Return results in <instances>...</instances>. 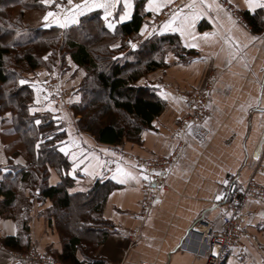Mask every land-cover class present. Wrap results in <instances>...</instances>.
<instances>
[{
	"label": "crops",
	"instance_id": "0c3cea01",
	"mask_svg": "<svg viewBox=\"0 0 264 264\" xmlns=\"http://www.w3.org/2000/svg\"><path fill=\"white\" fill-rule=\"evenodd\" d=\"M137 1H144L147 14L141 29L145 24L148 25V32L156 29L152 35H148V32L140 35L141 42L154 35H178L184 48L197 53L187 62H181L179 57L171 52L166 56V67L148 74L138 82L140 86L155 90L166 102L164 112L153 121L152 129L143 132L141 142H125L119 145L100 143L93 135L79 130L76 124L78 117H75L73 112L59 111L53 102L51 107L55 112L45 110L35 114H52L57 126L56 133L65 134L62 141L65 144H71L73 139L76 141V145L69 147V153H76L77 161L83 162L75 168V176L71 175L73 161L70 155L66 156L60 152L70 163V168L64 173L75 181L76 191L86 185L89 189L96 182L112 181L118 185L106 200L103 217L109 222V233L104 243L95 251L94 257L105 261V264H206V256L197 247L199 243L194 242L193 246L190 242L186 243L191 227L203 218L219 229L220 213L226 209L225 198L230 187L235 184L244 186L251 179L264 182V149L259 147L264 142V114L260 111V108H264V41L249 42V36L245 35L246 32L257 36L264 35V27L261 26L260 32H255L244 16L248 13L247 10L241 7L239 12L248 28H233L229 33L231 25L223 13L220 14L219 20H213L209 19V16H215L212 12L196 21L192 30V35L195 36L193 41L190 36L182 37L178 31H161L172 13L190 3V0H173L171 4L161 7L155 13L149 10L148 0H134L133 15ZM56 2L65 8L72 7L67 0ZM80 2L81 0H73V4ZM157 2L164 4V0ZM236 2L242 4V0ZM121 8L122 3L109 17L115 24L114 29L107 27L103 9L94 8L84 12L78 20L80 22L84 16L99 13L106 28L114 32L119 25L132 19L117 22ZM49 10L60 11L55 6L48 7ZM189 11L190 9L184 8L185 13ZM43 25L44 21L42 27L46 28ZM75 25L78 24H70L67 28ZM52 27L60 28L53 24L46 29ZM205 32H218V35L205 39ZM229 35L247 45L230 64V45L225 43V37ZM186 39L197 47H185ZM66 64L65 72L59 78L70 91L68 100L74 105L80 101L76 85L81 81L84 69L71 55L66 58ZM67 77L69 84L66 83ZM55 78L57 75L45 68L23 77L30 82L39 81L38 87L42 89L41 104L35 105L36 91L31 83L25 84L34 94L31 106L47 108V87L55 82L50 79ZM180 88L210 93L208 116L199 123L191 124V129L187 124L189 111L186 103L177 95ZM161 93L166 94L167 99ZM65 115V119H54ZM5 119H0V129H3L0 131V161H3L0 162V177L3 179L13 167L26 165L22 156H11L7 151L6 139L14 133L9 132V119ZM69 131L72 133L71 138ZM60 141L56 144L58 151L62 146ZM105 149L108 151L105 152ZM157 156L172 159L175 163L165 176L164 183L157 188L146 212L142 198L147 186L154 185L151 173H145L150 176V181L141 178L139 183L132 179L119 183L112 179V176L117 165L125 172L140 176L148 160ZM257 156L260 158L256 159ZM17 160L23 163L17 164ZM4 168L10 171L5 173ZM85 168L89 171L95 170L98 174L94 178L90 177L84 171ZM50 169L49 184L57 186L62 176L57 169ZM3 179H0V183ZM222 180H227L228 184L221 183ZM220 193L224 194V198L216 200V195ZM51 208L52 202L49 199L33 202L27 250L36 249L39 253L49 256L62 251V242L50 214ZM243 214V226L249 229L259 244L247 239L248 259L241 263L225 261L223 264H264V203L249 200L245 204ZM5 222H8L7 228ZM11 225L18 226L16 235L10 234ZM6 232L9 234L5 235ZM19 233L17 222L0 214V239L3 241L6 237H14ZM131 233H138L137 238L133 239ZM12 251L5 246L0 249V264H13Z\"/></svg>",
	"mask_w": 264,
	"mask_h": 264
},
{
	"label": "trees",
	"instance_id": "16d2710c",
	"mask_svg": "<svg viewBox=\"0 0 264 264\" xmlns=\"http://www.w3.org/2000/svg\"><path fill=\"white\" fill-rule=\"evenodd\" d=\"M45 10L39 0H0V107L13 111L12 133L26 145L28 155L27 167H13L0 183V214L15 220L20 228V233L6 237L3 245L13 251L27 250L33 199H49L50 214L62 242V251L52 256L63 264H81L80 256L87 257L90 264H105L94 254L109 233L103 210L109 194L118 185L112 181L96 182L85 191H69L76 183L64 173L70 163L56 145L65 134L56 133L57 126L50 117L39 126L31 123L36 118L27 112V107L33 102V91L18 81L26 71L43 65L52 67L56 63L55 49L62 44L60 51L69 52L87 71L81 86L82 100L74 106L75 115L81 117L80 130L103 144L140 143L143 132L152 129L153 121L164 112L166 102L155 90L138 82L166 67L165 59L171 52L181 62L197 53L184 48L178 35H154L141 42L139 33L147 16L144 1H137L132 19L114 32L106 28L99 13L84 16L78 25L65 30L46 29L39 23L40 17L31 18L32 13L43 14ZM244 16L255 32L261 31L262 27L249 13ZM129 38L140 42L124 54ZM118 39L123 44L113 48ZM50 51L52 54L45 62L43 57ZM61 57L64 67L65 55ZM27 131L33 134L26 135ZM46 132H51L52 140L46 138ZM41 136L45 139L37 155L33 144ZM50 168L57 169L62 176L57 186L49 184ZM20 184L24 185L23 190ZM26 192L29 203L21 204L19 197ZM81 222L83 229L79 227Z\"/></svg>",
	"mask_w": 264,
	"mask_h": 264
},
{
	"label": "snow or ice",
	"instance_id": "6c2138e0",
	"mask_svg": "<svg viewBox=\"0 0 264 264\" xmlns=\"http://www.w3.org/2000/svg\"><path fill=\"white\" fill-rule=\"evenodd\" d=\"M69 5H72L71 8H65L61 4L57 3L56 0H39V3L46 6L51 7L55 6L56 8L60 9L59 12L57 11H47L46 14L43 16L44 21V27H51L53 24L58 25L60 28H67L70 24H78L79 20L78 17L82 15L84 12L91 11L94 8L103 9L104 11V20L107 22V27L109 29H114L115 24L109 20V17L113 15V12L116 11L117 7L121 5V14L118 17V21H126L130 20L133 15V9H134V0H81L80 3L73 4V0H67ZM173 0H164V4L158 3L157 0H148V7L149 10L153 13L158 12L161 7L166 6L167 4H171ZM225 5H228L229 7H226ZM241 7L247 10V12L254 18V22H258L260 26L264 27V0H242L241 3H237L236 0H224V2H221V0H190V3L185 4L183 8H178L176 11L172 13L171 18L163 25L161 31H178L180 32V35L182 37H191L192 40H195V36L192 35V30L195 28L196 21L199 20L202 16L207 15L208 13H215V16H209V19L213 20H219L220 14L223 13V15L227 18L229 21L231 27L228 29L229 33H231L232 29L235 28L237 30H244L248 28V24H246L243 20L240 19L238 15H234V13L239 12ZM184 8L190 9L188 13L184 12ZM179 21V22H178ZM255 26V23H254ZM10 27V25H9ZM156 31L155 28L152 29V32H148V25L145 24L143 28L140 31V35L143 36L146 32H148V35H152ZM17 36L20 35L19 32L16 33ZM218 35V32H212L203 33V37L205 39H208L210 37H214ZM245 35L249 36V42H255L257 40L264 41V35H253L248 32L245 33ZM128 43L130 46L135 49L137 47V44L133 41L129 40ZM225 43L230 45L229 50V64L231 63L232 59L237 58L240 53L243 51V48L247 47L246 44H241V42L236 39L235 37L229 35L228 37H225ZM113 48L119 47L118 44H113ZM185 47H197L195 43H189L187 39L185 40ZM243 59V57H240ZM45 60L48 59V56L44 57ZM195 63V61H194ZM18 83L20 85H25L31 83V86L36 91V100L35 105L41 104L40 99V93L42 89L38 87L39 81L30 82L26 79H19ZM165 96V99H167V95L164 93H161ZM262 95H264V91H262ZM47 99V97H45ZM78 99V98H77ZM52 101L48 102L47 108L44 107H36V106H28L27 112L35 115L37 112H42L45 110L55 112L56 110L51 107ZM260 111L262 114H264V108H260ZM7 119H12L11 113H6ZM66 115L63 117H54L55 120L59 121L62 119H65ZM0 119H5V117H0ZM32 124L39 126L42 123V120L40 118H36L33 121H31ZM189 129L192 128V125H188ZM63 131V129H60ZM0 131H3V129H0ZM15 130H9V132H14ZM32 131H27L26 135H32ZM69 137H72L71 131L68 132ZM47 139L52 140L53 137L49 134ZM44 137H38L37 142H34L33 147L35 149L36 154L38 155L41 150V145L44 143ZM60 144L62 146L59 147V152L64 153L66 156L70 155V158L73 161V169L71 175L75 176V168L78 167L79 163H82L83 161H77V154L76 153H69V147L72 145H76V141L73 139L71 141V144H65L64 141H60ZM261 149H264V142L259 145ZM107 152L108 150H104ZM115 155V153H112ZM260 157L257 156L256 159H259ZM3 162V161H0ZM17 164L23 163L21 160L16 161ZM27 167V165H24ZM3 171L5 173H8L10 170L8 168H4ZM51 171V169H49ZM84 171L87 175L90 177H95L98 173L94 171H89L88 168H85ZM111 171V169H110ZM147 172V169L144 170L140 174V176L133 175L130 172H125L119 165H117V168L115 169V172L112 176V179L117 180L119 183H125L128 179L136 180L139 183V180L142 178L145 181H150V176L145 174ZM156 175H159V173H155ZM0 179H3V177H0ZM221 183L227 185V180H222ZM19 187L23 190L24 185L20 184ZM69 191H76V189H70ZM80 191H85V189H80ZM38 194V193H37ZM224 198V194L220 193L217 194L215 199L221 200ZM2 199V197H0ZM226 216L231 217L230 212L225 213ZM5 227H8V222H5ZM80 229L84 228L83 222L79 225ZM19 229L17 225H11L10 234L16 235L18 233ZM9 233L6 232L5 235H8ZM212 254L214 256H218L219 253L215 251V249H212ZM80 262L81 264H90L87 257L80 256ZM13 264H24V262L20 260H16L13 258Z\"/></svg>",
	"mask_w": 264,
	"mask_h": 264
},
{
	"label": "built area",
	"instance_id": "2783aa9c",
	"mask_svg": "<svg viewBox=\"0 0 264 264\" xmlns=\"http://www.w3.org/2000/svg\"><path fill=\"white\" fill-rule=\"evenodd\" d=\"M226 7H229L228 5ZM241 20L244 21L243 16L236 12ZM132 39H128V41ZM134 42V41H133ZM135 43V42H134ZM129 44V43H128ZM130 45V44H129ZM131 47V46H130ZM48 89V93H54L55 100L63 103V92L59 87H56V82H52ZM177 95L181 97L189 111L187 124H196L205 119L208 114L209 91L197 92L195 90L177 91ZM175 161L172 159L158 158L155 161L146 163L145 169L151 173L154 180V185L147 186L145 195L142 198V205L147 212L153 197L156 194L159 185L164 183V178L169 170L174 165ZM155 173H159L156 175ZM253 200L264 203V182L251 179L244 186L232 185L226 193L225 204L226 209L220 213L221 226L216 229L213 223L203 218L199 219L189 230L187 237V244L193 246L198 244V249L206 256V264H223L225 261H232L241 263L248 259L247 239L253 240L254 243L259 244L258 240L253 237L249 229L243 226L245 214L243 209L245 204ZM226 212L232 215L228 217ZM133 239H136L138 233H131ZM212 249H215L218 256L212 254ZM32 254L13 253V258L24 263L30 264H63L57 262L49 255L41 254L38 251H32Z\"/></svg>",
	"mask_w": 264,
	"mask_h": 264
},
{
	"label": "rangeland",
	"instance_id": "374dc122",
	"mask_svg": "<svg viewBox=\"0 0 264 264\" xmlns=\"http://www.w3.org/2000/svg\"><path fill=\"white\" fill-rule=\"evenodd\" d=\"M46 7V6H45ZM48 11V7H46V10L43 12V14H39L38 12H34V13H32V17L31 18H33L34 20H37V18L38 17H40V20H39V23L40 22H43V16L46 14V12ZM240 13V12H239ZM241 14V13H240ZM38 22V21H37ZM37 24V23H36ZM129 39H132L133 41H134V39L133 38H129ZM128 40V39H127ZM127 40H126V42H127ZM135 42V41H134ZM114 44H118L119 46L120 45H122L123 43H122V40L121 39H118ZM128 44V43H127ZM62 44H60L59 46H57V48L55 49V51H57L56 52V63L52 66V67H49V66H47V65H43L42 67H39V68H37L36 70H38V69H40V68H45V69H47L48 71H51V72H54L56 75H57V78H55L54 80L53 79H50V80H52V81H55L56 82V87H59L60 89H61V91L63 92V94H64V96H63V103H59V102H57L56 100H55V94L52 92V93H48V89H50L49 87H50V85L47 87V93H48V99H49V101H52L53 103H54V105H56V108H57V110H59V111H63V110H66V111H69V113H74V116L75 117H78V121L79 120H81V117L80 116H76L75 115V110H74V106L75 105H77V104H79L80 102H81V100H82V94H81V86H82V83L84 82V79H85V77H86V74H87V71H86V69L85 68H83L84 69V75H83V77H82V79H81V81L80 82H78L77 83V85H76V87H77V90H78V92H79V95H80V101L77 103V104H74V105H72L71 104V102H69V100H68V97H69V95H70V91H68V89L63 85V82L61 81V76H63V74L62 73H64L65 72V67H66V58L70 55V53L68 52V53H63V52H61L60 51V49L62 48V46H61ZM129 45V44H128ZM54 48V47H53ZM128 50H130V45H129V47H125V52H124V54L125 53H127V51ZM51 51L48 53V54H46L45 56H48V58L51 56ZM62 55H65V65H64V67L62 66ZM44 56V57H45ZM44 57H43V59H44ZM48 60V59H47ZM47 60H45L44 59V61L46 62ZM36 70H31V71H26V72H24V76L25 75H27V74H31V73H35V71ZM60 77V78H59ZM49 82V81H48ZM51 82V81H50ZM66 83H68L69 84V77H67L66 78ZM48 84H50V83H48ZM138 85H140L139 83H138ZM192 88H180V90L181 91H187V90H191ZM192 90H195V89H192ZM195 91H197V90H195ZM197 92H200V91H197ZM33 96H34V94H33ZM33 99H34V97H33ZM33 103V102H32ZM32 105V104H31ZM30 105V106H31ZM6 113H11L12 114V118H13V111L11 110V109H9V110H2L1 109V107H0V116L1 117H6ZM32 115V114H31ZM32 116H34L35 118H40L41 120H42V122L43 121H47L48 120V118L50 117V118H52L53 117V115L52 114H50V113H43V114H35V115H32ZM48 117V118H47ZM6 119H4L3 121H5ZM53 120V119H52ZM78 121H77V127L79 128V125H78ZM8 123H9V126H10V129L12 128V119H9V121H8ZM7 123V124H8ZM79 130H80V128H79ZM56 132H57V129H56ZM47 133V135L46 136H48L49 134H51V132H46ZM63 133V132H62ZM90 134V133H89ZM13 136H9L7 139H6V142H7V151L10 153V155L11 156H14V154L15 153H17V155L16 156H22L24 159H25V161H26V164L28 163V155L27 154H25V152H26V145L25 144H23V142L21 141V139L18 137V135H15V134H12ZM125 142H129V141H125ZM124 142V143H125ZM158 158H162V157H154V158H152V159H150V160H148V162H150V161H155L156 159H158ZM87 187H88V185H86V186H84V187H81L80 189H87ZM21 190H20V192H19V195H22L21 194ZM27 193L28 192H26V195H24L23 197L21 196V197H19V201L21 202V204H27V203H29V198H28V195H27ZM25 194V193H24ZM33 201L35 202V200L33 199ZM39 201V200H38ZM20 204V205H21ZM32 207H33V204H32ZM18 208V207H17ZM94 226H96V227H99V225H97V224H94ZM101 226V225H100ZM4 248V245H3V241L0 239V249H3ZM37 251L36 249H30V250H27V251H12L11 252V254H12V257H13V253H15V252H17V253H21V254H32L31 252L32 251ZM53 254V253H52ZM54 255H55V253H54ZM51 257L52 258H54V260H56L57 262H61L59 259H57V258H55V257H53L52 255H51ZM30 264H33V263H31L30 262Z\"/></svg>",
	"mask_w": 264,
	"mask_h": 264
}]
</instances>
